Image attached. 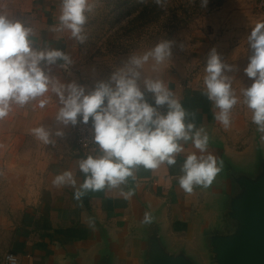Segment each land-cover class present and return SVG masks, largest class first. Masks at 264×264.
<instances>
[{"label":"crops","instance_id":"crops-1","mask_svg":"<svg viewBox=\"0 0 264 264\" xmlns=\"http://www.w3.org/2000/svg\"><path fill=\"white\" fill-rule=\"evenodd\" d=\"M60 4L61 0H0V9L30 24L38 46L60 48L71 55L72 65L78 64L71 34L52 30ZM203 20L218 32L213 44L222 58L239 67L238 72L229 73L234 76L233 86L239 94L242 87L251 83L243 72L247 65V35L258 21L264 20V12L251 6L231 7L230 11L205 13ZM193 46H197L199 57L208 56L210 49L205 48V42ZM195 71L196 76L185 77L184 72L175 71V79H168L167 75L161 79L186 110L196 113L197 127L203 126L210 136L209 151L223 160V169H228L222 170L209 188L196 187L192 194H186L178 184L180 165L187 154L195 151L191 142L177 157L176 166L162 165L157 170L141 167L136 178H129L121 188L90 191L77 201L74 188H57L52 181L56 175L71 170L79 187L84 180L79 162L91 149H79L74 135H69L71 125L65 128L55 121L59 111L56 97L49 99L43 109L38 106L39 99L16 106L0 120V171L11 175L12 189L20 191V195H13L12 203L3 200L0 204V264H5L3 256L8 251L16 255L20 264H189L190 255H212L216 248L221 249L212 242L209 249L205 247L206 232L211 231V237H215L211 229H205V223H212L213 230L217 225L221 232L227 210L234 206L237 213L240 201L246 199L235 196L238 188L244 186L232 179L237 170L228 167L227 162L232 163L235 156L241 155L236 149L239 136L246 137L239 148L243 152L252 150L249 131L256 125L242 103L232 110L229 128L217 122L213 116L216 110L203 95L204 69ZM52 75L71 82L69 69L53 66ZM144 76L157 78L152 73L141 78ZM41 124L53 133L62 128L64 136L53 135L55 144L44 145L32 135V129ZM230 137L236 138L234 143L228 140ZM16 177L20 180L14 183ZM129 191L132 195L125 199L122 193ZM241 192L247 195V187ZM13 205L19 209L11 217L3 207ZM146 211L153 215L151 224L142 223ZM177 254L183 255L182 261L173 260Z\"/></svg>","mask_w":264,"mask_h":264},{"label":"clouds","instance_id":"clouds-1","mask_svg":"<svg viewBox=\"0 0 264 264\" xmlns=\"http://www.w3.org/2000/svg\"><path fill=\"white\" fill-rule=\"evenodd\" d=\"M154 3L163 7L166 0ZM207 4L208 0H200L201 7ZM95 6L96 0H61L58 21L52 30L67 31L79 44L86 43L85 26ZM34 36L30 24L0 9V120L14 107L38 99V106L43 109L55 96L59 104L55 121L65 128L91 121V140L96 146L79 162L84 176L79 187L71 170L56 175L53 186L74 188L77 201L90 191L118 189L129 178L134 180L141 167L157 170L162 165L176 166L177 157L185 152L189 142L195 151L187 154L180 165V188L192 194L196 187L207 189L212 185L224 162L209 151L210 136L203 126L197 127L196 113L186 110L162 79L141 78L144 65L150 60L155 62L156 70V66L171 59L175 41L162 39L142 55H130L107 80L97 81L88 90L74 80L65 83L52 75L53 66L68 71L74 61L60 48L38 46ZM180 47L183 49V44ZM246 58L243 72L251 83L242 87L238 95L234 76L229 75L239 71L238 65L226 62L215 47L210 49L203 95L216 110L214 119L225 129L231 126L232 110L242 103L251 112V122L264 140V20L258 21L247 35ZM32 135L44 145H54L53 135L63 137L64 131L58 128L53 133L41 124L32 129ZM122 194L127 199L132 192ZM152 221V213L146 211L142 223Z\"/></svg>","mask_w":264,"mask_h":264},{"label":"rangeland","instance_id":"rangeland-1","mask_svg":"<svg viewBox=\"0 0 264 264\" xmlns=\"http://www.w3.org/2000/svg\"><path fill=\"white\" fill-rule=\"evenodd\" d=\"M139 1L96 0L95 9L89 13V21L85 26L88 33L87 42L79 44L70 38L76 48L75 52L79 55V58H76L79 63L69 67L71 81L74 80L91 90L97 81L107 80L113 71L122 67L130 55H142L162 39L176 42L171 59L156 66V70H153L155 62L150 60L144 65L142 75L152 73L160 79L166 75L168 79H175L177 71L178 74L184 72L185 77L196 76V68L201 70L205 68L207 55L199 57L195 51V48H198L193 45L205 42V48L212 49L215 38L218 37V32L212 30L211 24L203 20L205 13L215 10L230 11L231 7L236 9L245 6L264 12L259 8L258 0H208L204 8L200 6V0H181L176 4L173 0H166V4L160 10L152 8L149 4L143 11L146 14L138 15ZM149 1L151 0H143V3ZM178 3L183 4L186 14L176 11ZM224 16L227 17L228 14ZM204 24L212 30L205 31L207 35L203 30ZM205 37L209 38L205 40ZM181 44L183 49L180 47ZM217 51L221 54L219 50ZM237 132L240 133L239 130ZM249 132L250 141L253 142L252 150L243 152L239 148L241 141L245 143L246 138L239 136L236 149L241 155L235 156L232 163L227 162L228 167L230 165L232 169L237 170L232 179L237 180L240 186H244L238 188L235 196L239 195V198L246 199L240 201L236 208L237 213L234 206L227 210L225 216L227 220L222 221L221 232L217 225L213 230L212 223L209 221L205 223V229H211L215 234V237H211L212 232H206L203 239L205 247L209 249L212 242L219 244L221 249L216 248L215 254L212 255L202 253L190 255L189 264H207L205 262L250 264L256 257L264 255V142L261 141L257 128ZM69 135L73 136L71 126ZM228 140L234 143L236 138L230 137ZM225 169L228 168L223 170ZM10 176L0 171V204L3 200L12 203L13 195H20V191L12 189ZM19 180L20 177H16L14 183ZM245 187L248 190L247 195L241 192ZM3 209L14 217L19 208L13 205ZM182 259L181 254L173 257V260L177 261Z\"/></svg>","mask_w":264,"mask_h":264},{"label":"built area","instance_id":"built-area-1","mask_svg":"<svg viewBox=\"0 0 264 264\" xmlns=\"http://www.w3.org/2000/svg\"><path fill=\"white\" fill-rule=\"evenodd\" d=\"M258 6L260 9L264 10V0H258ZM204 31H209L211 28L208 25L203 27ZM75 145L81 149H92L96 147L92 143V134H91V121L89 124L85 125L83 123H78L76 126H71ZM5 264H20L18 258L13 252H6L3 256Z\"/></svg>","mask_w":264,"mask_h":264},{"label":"trees","instance_id":"trees-1","mask_svg":"<svg viewBox=\"0 0 264 264\" xmlns=\"http://www.w3.org/2000/svg\"><path fill=\"white\" fill-rule=\"evenodd\" d=\"M179 1H181V0H173L174 4H176ZM149 4H151L152 5V8H155L156 10H160L161 9V7L157 6L154 3V0L153 1L151 0V1L147 2V3H145V2L143 3L140 0L139 1V4H138L139 7H140V9L137 11L138 15H145L146 13H143V11L146 9L147 5H149ZM176 6H177V7H175L176 8V11H179V12L182 11L184 14H186V9L182 7L183 4L178 3Z\"/></svg>","mask_w":264,"mask_h":264},{"label":"water","instance_id":"water-1","mask_svg":"<svg viewBox=\"0 0 264 264\" xmlns=\"http://www.w3.org/2000/svg\"><path fill=\"white\" fill-rule=\"evenodd\" d=\"M263 254H264V251H263ZM264 264V255L261 257V256H258L255 258V260L251 261L250 264Z\"/></svg>","mask_w":264,"mask_h":264}]
</instances>
